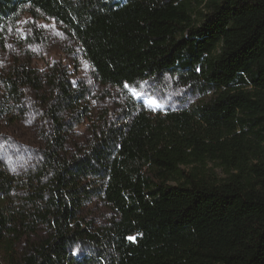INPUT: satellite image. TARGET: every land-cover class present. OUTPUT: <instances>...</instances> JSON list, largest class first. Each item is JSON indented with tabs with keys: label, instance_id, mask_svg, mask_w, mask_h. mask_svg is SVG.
<instances>
[{
	"label": "trees",
	"instance_id": "trees-1",
	"mask_svg": "<svg viewBox=\"0 0 264 264\" xmlns=\"http://www.w3.org/2000/svg\"><path fill=\"white\" fill-rule=\"evenodd\" d=\"M23 13L58 22L103 86L169 76L211 99L131 100L70 146L89 89L59 62L15 66L0 122L31 92L49 127L24 177L0 160V264H264V0H0V31ZM95 198L100 227L81 219Z\"/></svg>",
	"mask_w": 264,
	"mask_h": 264
},
{
	"label": "rangeland",
	"instance_id": "rangeland-1",
	"mask_svg": "<svg viewBox=\"0 0 264 264\" xmlns=\"http://www.w3.org/2000/svg\"><path fill=\"white\" fill-rule=\"evenodd\" d=\"M57 62L69 68L75 83L82 82L89 89L81 106L87 115L81 123L73 126L70 146L85 142L90 137L89 129L92 126L101 125L105 121L118 123L123 116L125 104L131 100L151 111L165 113L187 110L211 99L210 94L196 93L180 86L169 76L163 83L145 81L125 88L103 86L95 80L92 67L80 45L66 34L58 22L47 17L36 19L23 13L18 21L0 31V107L9 105L5 95V81L15 66L26 64L45 71ZM20 112L25 117L17 124L10 125L8 118L0 122V160L13 174L24 177L37 160L40 132L49 125L44 119L39 97L31 92L14 114ZM215 172L219 178L225 177L221 168H216ZM112 216L104 201L95 198L85 206L81 219L100 227ZM76 252L82 255L81 249ZM83 252L88 251L86 249Z\"/></svg>",
	"mask_w": 264,
	"mask_h": 264
}]
</instances>
